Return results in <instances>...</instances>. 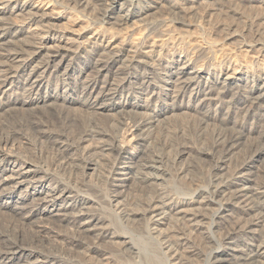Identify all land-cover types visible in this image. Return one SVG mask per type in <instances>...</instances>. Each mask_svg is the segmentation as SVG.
<instances>
[{
    "label": "bare ground",
    "instance_id": "bare-ground-1",
    "mask_svg": "<svg viewBox=\"0 0 264 264\" xmlns=\"http://www.w3.org/2000/svg\"><path fill=\"white\" fill-rule=\"evenodd\" d=\"M216 1L224 17L217 32L257 51L255 70L233 60L216 74L180 53L165 64L159 54L173 37L170 30L151 44L132 43L105 28L73 29L65 15L99 12L104 25L114 20L119 26L164 8L182 29L192 16L209 15H198L197 0H0V264H157L118 228L157 233L164 264H264V164L250 172L264 156V50L259 39L245 43L246 30L235 22L239 1ZM253 2L262 5L261 23L264 2ZM143 26L148 38L158 30L152 20ZM207 49L200 46L199 56ZM165 78L170 82L158 86ZM156 95L160 103L138 113L139 103ZM159 96L172 97L170 108ZM175 110L194 115L181 123ZM33 142L48 146L47 161L43 150L26 154ZM99 163L118 227L103 215L98 191L85 177ZM121 168L127 171L118 179ZM202 169L209 189L195 190L194 198L160 186L172 177L190 186ZM126 183L151 197L128 207ZM251 183L254 189H243ZM158 212L163 223L153 220ZM230 243L238 256L223 250Z\"/></svg>",
    "mask_w": 264,
    "mask_h": 264
},
{
    "label": "rangeland",
    "instance_id": "rangeland-1",
    "mask_svg": "<svg viewBox=\"0 0 264 264\" xmlns=\"http://www.w3.org/2000/svg\"><path fill=\"white\" fill-rule=\"evenodd\" d=\"M216 0H197L198 3L195 6V8H197L199 11L198 13L204 11H208L209 15H205L203 17V19H199V16H192L191 18H189V23L190 26L179 29V26L176 24L172 23V18L169 14L166 13V10L164 8H160L158 10H153L152 13L150 14V16H148L144 21H137L134 18H130L129 21H127L126 23H122L119 26L115 25L114 20H110L108 22H110L109 24H103V19L101 18V16L98 13H87L85 10L84 12H75V11H70L68 12V14L66 13L65 15H69V17H72V19L70 20V25L72 26L73 29L79 30L82 28H89L91 30H95L100 28H105V29H109L108 33H110V35H114L118 37V39H124V40H128L132 43H139L141 41H145L148 44H151L152 41H157L160 39H163L161 37H163V31H165L164 29L170 30L173 34V37H171V39L167 40V42H164L163 44H165L164 48H162V50L160 49L161 54H159V57L161 59V61H164V63H172V61L174 60V58L180 54H183L187 57H189L193 62H195L196 64V60H198L197 65H200V63L202 64H206V65H210L211 67L215 68V72L216 74L218 73H222V70L230 65H233V60L234 62L237 63H241L243 65H246L252 69L255 70V61H256V57L258 56L257 51L255 52L254 50L252 51H248L245 50V48H239V45L236 42H230V41H224L222 36L220 35V33L217 32L216 30V24L218 21H222L223 20V15L222 13L216 9H220V6H218V4L216 2H213ZM239 1V2H238ZM250 1V2H249ZM252 1V2H251ZM253 1L255 0H237L236 2H238L239 8H240V15L239 17H236V25L238 23V29L239 28H243L245 29V37L244 39L248 42H245L246 44H249L250 42H254L257 39H259L262 43V49L264 50V19H262L261 23L259 20V13L263 12L262 9V5L260 7L259 3H254ZM264 2V0H263ZM201 3V4H200ZM219 3V2H218ZM163 4V3H161ZM165 4V3H164ZM190 4V2H189ZM187 6H189L187 4ZM243 6V8H242ZM51 9L53 8V10H61L58 7H56L53 3H50L49 6ZM115 11L117 12H122V8H120V5L115 6ZM213 7V8H212ZM259 7V8H258ZM55 8V9H54ZM261 8V9H260ZM119 10V11H118ZM128 8H123V13L125 14L127 12ZM212 10V11H211ZM132 11V10H131ZM133 11H141V8L139 9H133ZM71 16H70V14ZM198 15H202L201 13ZM74 20V21H72ZM153 21L155 24H157L158 30L156 32H154L152 35H150V37H147V31L144 29L145 27L143 26V23L146 21ZM72 21V22H71ZM136 21V22H135ZM62 23H64L65 21H61ZM60 22V23H61ZM134 22V23H133ZM60 23L56 24L57 25L56 28H59L60 26H62ZM60 24V25H59ZM59 26V27H58ZM169 33V31H167ZM161 33V34H160ZM181 34L185 37L184 42H180L177 37L178 35ZM262 33V34H260ZM108 35V34H107ZM161 36V37H160ZM147 38V39H146ZM200 46L206 47L207 52L204 55H201V57L199 56V52H198V48ZM178 52V54H177ZM180 53V54H179ZM158 54H155V57H153V60L156 59V56ZM174 57V58H173ZM198 57V59H197ZM165 59V60H164ZM165 63V64H166ZM234 63V64H235ZM263 66H260L259 68L263 70V73L260 74V78L263 79L264 78V58L262 59V61L260 62ZM226 65V66H225ZM236 66V65H234ZM217 68V69H216ZM258 68V67H257ZM62 72V69L61 71ZM223 77L221 75V80L220 82H222ZM252 80V79H251ZM249 82H251L248 79ZM170 82V80L168 78H165L163 80V82L161 83H157V85L159 86H163V85H167ZM244 82H246V79L244 80ZM262 82V80H261ZM246 86H251V84H245ZM258 85V89L261 86V83L259 82ZM56 86L52 85L51 86V92L55 89ZM126 91V90H125ZM125 91L124 93H122L123 95H125ZM121 95V96H123ZM245 95V94H243ZM14 96V95H13ZM13 96H8V97H13ZM149 97V96H148ZM158 97V95H156V98ZM150 98L149 100H142L141 106L138 108V113H143L145 112V107L144 105H150V104H159L160 101L158 100V98ZM159 99L162 100V106L164 107H169L173 104V100L172 97H161L159 96ZM123 100V98H122ZM158 100V102H156ZM165 103H164V101ZM133 102V101H131ZM186 103V101H185ZM167 104V105H165ZM39 106L42 108L44 106H42V103L39 104ZM128 110V109H127ZM177 117H179L178 122L184 123L185 120H187V117H191L194 114L192 113L193 111H189L190 113H192V115L190 116V113H185V111L183 112H179L178 110H175ZM188 112V111H186ZM174 113V114H175ZM183 113V114H182ZM184 113L186 115V117H182L184 116ZM180 114H181V118H180ZM105 116V115H104ZM103 116V117H104ZM102 117V118H103ZM106 117V116H105ZM104 117V118H105ZM109 117V116H107ZM106 117V118H107ZM176 120V121H177ZM152 144H150L151 146ZM48 149V154L46 153ZM40 150H43L44 154H43V161H47L48 158L51 156V151L48 148V146L46 144L43 143H35L33 142L31 146H29L26 154H34L36 152H40ZM46 153V154H45ZM174 152L171 150L167 151V158H169L168 160V164L171 165L175 159H174ZM47 156V157H44ZM187 156L183 157L181 159V162H187L188 158L185 159ZM47 158V159H46ZM174 160V161H173ZM259 161H257L254 164V167L251 168L250 172L254 173V171L256 170L255 168H260V166H262L264 163V156H262L261 158L258 159ZM171 162V163H170ZM256 166V167H255ZM106 167L104 166V164H98L97 167H92L89 168L85 171V177L87 180H89V185L91 187L94 188V190L97 192V199L96 201L98 202V204L101 206V208H103L102 212L105 213L103 214L104 216H106L110 222H112V225H115V227H118V222L117 219L115 217V215L110 214L111 211H109V202L108 199L109 197V191H108V186L106 184V179H104V173H105ZM127 169L125 168H121L118 171V174L116 175V177L118 179H121L123 177H125L122 173L126 172ZM253 171V172H252ZM134 174V179H138V175ZM208 172L206 171V169H202L201 171H199L196 175V179L194 181V184H191L190 187L188 184H186V181L184 179L179 178H175L172 177V179H168L167 180V184L165 182H160L162 187H166L167 189L169 188V190L176 194V195H181V196H185V197H192L194 198L196 195V191L199 190H208ZM68 176H66V180H67ZM195 179V178H194ZM106 181V182H105ZM198 181V182H197ZM127 184V183H126ZM187 185V186H186ZM45 186H47V184H45ZM27 185L22 186V188H26ZM254 189L255 185L254 184H248L246 186H244V190L246 189ZM24 189H20L18 191L24 190ZM32 188H28V191H33ZM123 189V190H122ZM122 189V196H127L126 199H128V203L129 206L135 201V200H139L140 198L142 199H149L151 197L150 192L141 190L140 188H135L130 184H127L125 187H123ZM37 190V189H36ZM44 190H46V188H44ZM196 190V191H195ZM15 192V198L18 197V195L22 192ZM99 195V196H98ZM111 208L114 209L111 205ZM109 213V214H107ZM227 214L231 215L233 214V209L228 210ZM111 217H114L113 219ZM209 217H211L209 215ZM163 215L161 214V212H158L155 214V216L153 217V220H159V223H163ZM112 219V220H111ZM116 219V220H115ZM114 220V221H113ZM116 221V222H115ZM162 221V222H161ZM115 223V224H113ZM210 223V222H209ZM120 224V223H119ZM160 225V224H159ZM207 228H210V225H206ZM160 228H164V226L160 225ZM119 232L121 230V232L125 233V235H129L130 236V243L139 250V252L141 254H143V256H148V258H150V260L154 261L157 264H164V259L163 256L160 255L158 250V239L155 238L157 233H147L146 230H144V232L142 233H138L134 230H130V229H119ZM153 234V235H152ZM156 234V235H155ZM211 237L214 241L217 242L219 241V238L216 235L211 234ZM123 247H128V244H124L122 245ZM219 252L225 250L228 253L231 254H235L236 256H238L239 254L237 253V245L235 243H230L225 245V248L222 250L221 248L217 249ZM153 251V252H152ZM136 262V260H134ZM233 261V260H232ZM141 264H145L144 260L141 259Z\"/></svg>",
    "mask_w": 264,
    "mask_h": 264
}]
</instances>
